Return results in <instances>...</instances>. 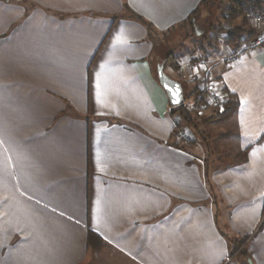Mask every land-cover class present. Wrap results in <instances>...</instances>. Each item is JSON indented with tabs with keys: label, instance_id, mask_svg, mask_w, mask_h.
<instances>
[{
	"label": "crops",
	"instance_id": "1",
	"mask_svg": "<svg viewBox=\"0 0 264 264\" xmlns=\"http://www.w3.org/2000/svg\"><path fill=\"white\" fill-rule=\"evenodd\" d=\"M204 1L0 0V264H264V48L176 58L237 103L188 144L155 71Z\"/></svg>",
	"mask_w": 264,
	"mask_h": 264
},
{
	"label": "rangeland",
	"instance_id": "2",
	"mask_svg": "<svg viewBox=\"0 0 264 264\" xmlns=\"http://www.w3.org/2000/svg\"><path fill=\"white\" fill-rule=\"evenodd\" d=\"M220 3L217 0H209L208 4L204 6V10L202 12H198L195 16L196 23L193 27L190 22L187 24H184L182 26L179 25L178 28L174 29V31L170 32L169 34L164 35V38L161 36V43L158 44V49L160 52H165L170 50V52L173 53L174 59L171 60L169 63L173 66L174 69H179V67L182 69L183 73L186 71L188 74H191L195 80L198 79L197 71L194 72H188L186 69L185 63H191L194 64L197 61L201 59H190V58H184L183 60L176 61V58H179V55L188 54L190 52H193L194 47H201L203 46L206 48V42L207 41H214L217 40V35H215V26L218 23H221V27H223V30L226 31V29L230 30L232 27L236 26H243L246 28L252 29V20L250 18L249 25H244L241 18L236 19L234 21L229 22L228 20L224 19L226 18L224 16V12L219 10ZM229 5V0H225L224 4L222 6L227 7ZM216 24V25H215ZM226 24V25H225ZM226 26V27H225ZM212 33V34H211ZM214 35V37H213ZM223 38V37H222ZM221 38V39H222ZM226 38V37H225ZM211 39V40H209ZM226 43H228L226 38ZM229 44V43H228ZM241 46V45H240ZM239 46H235L236 49H238ZM166 55V54H164ZM188 57V56H187ZM162 61V59H161ZM204 61V60H203ZM156 62V61H155ZM185 62V63H183ZM162 63V62H159ZM156 69V66H155ZM185 69V70H183ZM156 74H157V70ZM166 73L171 76L173 79H176L173 72L171 71L170 67L165 68ZM189 93V92H188ZM194 93H190L186 98H191ZM187 95V92H186ZM181 112L182 119L180 120V127L179 129H186L190 135V140L188 143H192L193 139H195V129H198L197 123L201 120V117L194 116L191 113L185 112L181 109L174 110V112ZM216 116V115H215ZM194 123H192L191 121ZM192 123V125H190Z\"/></svg>",
	"mask_w": 264,
	"mask_h": 264
},
{
	"label": "built area",
	"instance_id": "3",
	"mask_svg": "<svg viewBox=\"0 0 264 264\" xmlns=\"http://www.w3.org/2000/svg\"><path fill=\"white\" fill-rule=\"evenodd\" d=\"M260 1V10L251 16L252 26L253 28L258 29L259 35L252 41L239 46L238 49L232 52L226 60L228 64L234 63L244 51L252 53L258 49L264 48V0ZM222 37L223 36L218 37V39H221ZM185 65L188 72H198V80L197 90L193 96H191L190 99L186 98L184 103L181 106L174 108L171 114L172 120L177 128L178 141L181 143L189 142L190 135L186 129H179L181 124L180 120L182 119L181 112H174V110L181 109L194 116L201 117L206 110L213 109L215 115H218L223 114L227 110V102L229 100V94L219 85L207 62L199 60L194 64L185 63Z\"/></svg>",
	"mask_w": 264,
	"mask_h": 264
},
{
	"label": "trees",
	"instance_id": "4",
	"mask_svg": "<svg viewBox=\"0 0 264 264\" xmlns=\"http://www.w3.org/2000/svg\"><path fill=\"white\" fill-rule=\"evenodd\" d=\"M217 1L221 4L219 7V10L223 11L225 16H226V18H224V19L231 22V21H234L236 19L241 18L243 21V24L245 26L249 25V20H250L252 14L256 13L261 8V1L260 0H229V5L227 7L222 6L224 4L225 0H217ZM208 2H209V0L204 1L202 6H205L206 4H208ZM199 11L200 10H197L192 15V18H190V20H189L193 27L195 26L193 20L195 18V15H197V13ZM136 19L138 21L146 24V21L143 18L136 16ZM146 26L148 27V29L150 31L153 30V26L150 23L146 24ZM225 32L227 35L228 43L230 45H234V46H236V45L240 46V45L246 44V43L252 41L253 39H255L259 35V31L254 29L253 26H252V29L246 28L243 26H239V27L234 26L230 30L226 29ZM164 35H166V34H164ZM172 59H174L173 55L166 56V58H165L166 64L168 65ZM188 95L189 94L186 95V93H185V96H188ZM228 96H229V100L227 102V110L223 114H218V115L214 116L212 119H218V118L224 117L228 113L234 111L237 108V103L234 102V100L232 99V97L230 95H228ZM210 121H211V119H210ZM191 122L194 123L193 121H191ZM192 123L190 125H192ZM94 242H96L100 245L99 237L96 234L90 232L88 243L91 246ZM243 243L244 242H241L237 246V248L241 247L243 245ZM101 248H102V245L97 246L96 251L101 250Z\"/></svg>",
	"mask_w": 264,
	"mask_h": 264
},
{
	"label": "water",
	"instance_id": "5",
	"mask_svg": "<svg viewBox=\"0 0 264 264\" xmlns=\"http://www.w3.org/2000/svg\"><path fill=\"white\" fill-rule=\"evenodd\" d=\"M157 79L165 91L170 105L174 108L181 106L186 99L184 86L166 74L164 62L157 66ZM249 264L253 263L249 261Z\"/></svg>",
	"mask_w": 264,
	"mask_h": 264
},
{
	"label": "snow or ice",
	"instance_id": "6",
	"mask_svg": "<svg viewBox=\"0 0 264 264\" xmlns=\"http://www.w3.org/2000/svg\"><path fill=\"white\" fill-rule=\"evenodd\" d=\"M115 41L117 42V43H122L123 42V37L121 36V35H117V36H115Z\"/></svg>",
	"mask_w": 264,
	"mask_h": 264
}]
</instances>
